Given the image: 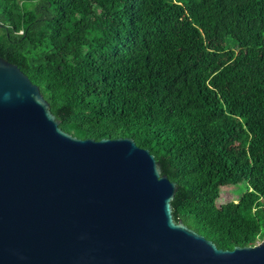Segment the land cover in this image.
<instances>
[{
    "label": "trees",
    "instance_id": "1",
    "mask_svg": "<svg viewBox=\"0 0 264 264\" xmlns=\"http://www.w3.org/2000/svg\"><path fill=\"white\" fill-rule=\"evenodd\" d=\"M0 55L65 131L149 149L176 221L223 249L264 239V0H0Z\"/></svg>",
    "mask_w": 264,
    "mask_h": 264
},
{
    "label": "water",
    "instance_id": "2",
    "mask_svg": "<svg viewBox=\"0 0 264 264\" xmlns=\"http://www.w3.org/2000/svg\"><path fill=\"white\" fill-rule=\"evenodd\" d=\"M177 190L133 138L65 131L0 55V264H264V239L223 249L176 221Z\"/></svg>",
    "mask_w": 264,
    "mask_h": 264
},
{
    "label": "rangeland",
    "instance_id": "3",
    "mask_svg": "<svg viewBox=\"0 0 264 264\" xmlns=\"http://www.w3.org/2000/svg\"><path fill=\"white\" fill-rule=\"evenodd\" d=\"M246 189V183H240L239 185H236V187L231 186V188H224L223 192L218 198V204L224 203L230 199H237L243 194L244 191H246Z\"/></svg>",
    "mask_w": 264,
    "mask_h": 264
}]
</instances>
